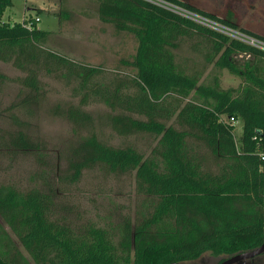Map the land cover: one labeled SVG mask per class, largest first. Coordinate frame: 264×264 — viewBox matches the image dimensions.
Instances as JSON below:
<instances>
[{
  "label": "trees",
  "instance_id": "1",
  "mask_svg": "<svg viewBox=\"0 0 264 264\" xmlns=\"http://www.w3.org/2000/svg\"><path fill=\"white\" fill-rule=\"evenodd\" d=\"M95 1L101 21L136 41L135 52L112 69L43 47L49 31L31 18L3 22L12 0H0V61L24 73L11 80L28 92L9 106L39 101L40 77L46 75L69 89V101L56 103L53 112L77 132L89 131L93 122L82 107L101 103L111 111L106 120L117 135L150 136L153 144L145 153L133 144L106 143L90 130L67 147L66 168L56 174L72 184L96 167L134 172L140 207L134 221L124 218L117 230L76 226L61 214L47 171L35 173L46 189L22 190L0 182V264H168L193 261L207 251L231 256L261 245L264 189L257 151L264 149V48L182 11L261 43L264 35L190 0ZM182 41L194 48L204 45V67L189 68L176 60L174 50ZM208 65L227 69L240 84L223 88L215 73L204 81ZM6 78L0 72V82ZM229 117L242 124L238 138ZM5 150L35 153L47 165L38 143L21 130L0 133V153Z\"/></svg>",
  "mask_w": 264,
  "mask_h": 264
},
{
  "label": "rangeland",
  "instance_id": "2",
  "mask_svg": "<svg viewBox=\"0 0 264 264\" xmlns=\"http://www.w3.org/2000/svg\"><path fill=\"white\" fill-rule=\"evenodd\" d=\"M190 2L218 17L232 20L238 27H246L264 35V0H190ZM96 7L95 0H12V5L6 10L10 19L15 22L38 16L37 27L49 31L43 47L74 60L112 69L121 58H128L135 52L136 41L132 34L116 31L111 23L101 21ZM62 10L66 12V17L63 16ZM191 16L199 19L195 15ZM218 28L231 36L249 40L238 30ZM254 43L264 48V44ZM203 46L194 48L191 42L182 41L174 50L175 58L189 68H202L205 66ZM0 72L7 77L0 82V133L23 131L38 143L39 150L47 161V165L43 166L38 162L35 153L5 150L4 153H0V182L12 183L22 190L34 187L46 189L42 186L43 179L35 176V173L44 170L47 171V179L54 183L53 189L56 191L54 199L62 209L61 214L74 225L92 223L117 230L124 218L129 217L133 222L140 207V196L136 194L134 188V172L115 174L96 167L84 170L80 180L72 184L60 181L56 174L66 168L64 155L67 147L90 130L106 143L133 144L145 153L148 152V145L153 144L151 137L142 133L130 136L117 135L106 120L111 111L101 103L82 107L92 115L93 122L89 131L77 132L71 122L53 112L56 103L66 104L69 101V89L46 75L40 77L43 90L40 100L32 105L28 103L25 107L13 108L9 105L12 102L17 103L28 92L11 79L23 76L24 73L10 63L2 61ZM214 73L218 74L223 88L237 87L241 82L238 76L231 74L227 69L216 70L212 65L206 66L203 80L207 81ZM72 101L77 102L74 98ZM28 108L30 109L27 110ZM12 115L15 116L11 118ZM233 124L234 135L238 138L242 124L239 121ZM4 226L9 231L8 227ZM13 240L25 254L14 236ZM225 257L227 256L207 251L199 258L183 263L214 264ZM257 258L259 260L257 264H264V254ZM239 264L255 263L244 259Z\"/></svg>",
  "mask_w": 264,
  "mask_h": 264
},
{
  "label": "built area",
  "instance_id": "3",
  "mask_svg": "<svg viewBox=\"0 0 264 264\" xmlns=\"http://www.w3.org/2000/svg\"><path fill=\"white\" fill-rule=\"evenodd\" d=\"M151 1H156V2H159V3H163L162 1H159V0H151ZM182 13L184 14V15H186V16H188V17H191V18H193V19H195V20H197V21H199V22H201V23H203V24H205V25H207V26H209V27H211V28H214V29H216V30H218V31H221V32H223V33H226V34H229V33H227V32H225V31H223L222 29H220V28H218V27H226V28H228V29H231V28H229V27H227V26H225V25H222L221 23H219V22H216V21H213V20H211V19H208V18H204V17H201V16H198V15H195V14H192V13H189V12H185V11H182ZM191 15H195L197 18H199V19H196V18H194V17H192ZM202 19H203V21H202ZM34 20L35 21H38L39 20V17L38 16H36V17H34ZM204 21H207V22H204ZM31 23H28V25H30ZM231 30H234V29H231ZM240 33V32H239ZM241 34V33H240ZM230 35V34H229ZM241 35H243V34H241ZM231 36V35H230ZM244 36V35H243ZM234 37V36H233ZM246 37V36H245ZM237 38V37H236ZM246 38H248V37H246ZM240 39V38H239ZM249 40H245V41H248V42H250V43H253V44H255L254 42H258V41H255V40H253V39H250V38H248ZM242 40H244V39H242ZM259 43H261V42H259ZM262 44H264V43H262ZM255 45H257V44H255ZM257 46H259V45H257ZM260 47V46H259ZM262 48V47H261ZM229 121L230 122H236L234 119H233V117H229ZM257 155H258V158H259V160H260V163H259V171H260V173H261V175H262V179H263V189H264V149H261V150H258L257 151Z\"/></svg>",
  "mask_w": 264,
  "mask_h": 264
},
{
  "label": "water",
  "instance_id": "4",
  "mask_svg": "<svg viewBox=\"0 0 264 264\" xmlns=\"http://www.w3.org/2000/svg\"><path fill=\"white\" fill-rule=\"evenodd\" d=\"M262 253H264V242L252 250L236 253L231 256H227L223 258L220 262H217L216 264H236V263L238 264L244 259L253 258L254 256L262 254ZM168 264H184V263L183 262H171Z\"/></svg>",
  "mask_w": 264,
  "mask_h": 264
},
{
  "label": "crops",
  "instance_id": "5",
  "mask_svg": "<svg viewBox=\"0 0 264 264\" xmlns=\"http://www.w3.org/2000/svg\"><path fill=\"white\" fill-rule=\"evenodd\" d=\"M1 20L3 21V22H14V21H12L11 19H10V17H9V13L7 12V10L5 9L4 10V12H3V15H2V18H1Z\"/></svg>",
  "mask_w": 264,
  "mask_h": 264
},
{
  "label": "flooded vegetation",
  "instance_id": "6",
  "mask_svg": "<svg viewBox=\"0 0 264 264\" xmlns=\"http://www.w3.org/2000/svg\"><path fill=\"white\" fill-rule=\"evenodd\" d=\"M262 254H264V253H262ZM262 254H259V255H256V256H254L253 258H249L248 259V261L249 262H251V263H255V264H257L258 262H259V260H258V256H260V255H262ZM217 263V262H216ZM216 263H214V264H216ZM237 264V263H236ZM239 264V263H238Z\"/></svg>",
  "mask_w": 264,
  "mask_h": 264
}]
</instances>
